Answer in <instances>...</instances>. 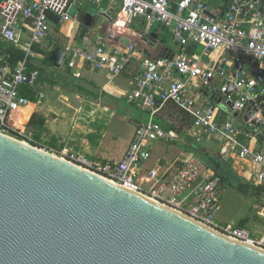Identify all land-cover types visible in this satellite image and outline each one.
Segmentation results:
<instances>
[{"label":"built area","instance_id":"obj_1","mask_svg":"<svg viewBox=\"0 0 264 264\" xmlns=\"http://www.w3.org/2000/svg\"><path fill=\"white\" fill-rule=\"evenodd\" d=\"M105 5L113 8L104 13L106 33L114 37L97 34L92 50L78 48L71 34L77 30L80 11ZM0 19V43L25 53L14 68L0 58V134L32 145L22 134L29 120L20 127L14 114L31 103L23 91L34 94L36 106L42 104L44 94L37 90L40 70L30 69L29 62L43 60L34 47L42 49L51 32L67 40L64 61L69 69L81 63L117 77L139 60L129 89L121 96L148 118L138 124L120 160L99 162L72 151L32 146L264 250V227L256 235L246 226L216 221L225 185L193 153H187L174 172L147 168L155 146L176 138L174 131L156 122L157 114L172 105L190 119L187 132L196 143L219 141L220 155L232 161L238 175L264 186V0H0ZM135 25H142L143 32L138 33ZM157 26L181 49L178 55L165 51L147 59L138 49L134 40L146 44L142 38ZM187 49L199 53L188 54Z\"/></svg>","mask_w":264,"mask_h":264},{"label":"water","instance_id":"obj_2","mask_svg":"<svg viewBox=\"0 0 264 264\" xmlns=\"http://www.w3.org/2000/svg\"><path fill=\"white\" fill-rule=\"evenodd\" d=\"M64 57L55 47L49 61ZM0 264H264V250L0 134Z\"/></svg>","mask_w":264,"mask_h":264},{"label":"rangeland","instance_id":"obj_3","mask_svg":"<svg viewBox=\"0 0 264 264\" xmlns=\"http://www.w3.org/2000/svg\"><path fill=\"white\" fill-rule=\"evenodd\" d=\"M211 5L214 6L215 1H213ZM86 11L90 14H98V11L96 9H87ZM101 23L103 25L105 24L103 20L101 21ZM76 38L78 39V36ZM66 43L67 41L62 38L59 33H56L54 31L51 32L46 40L43 41L41 47L47 53L51 49L53 50L55 47H64ZM82 46L83 45H81L80 42L77 43L78 48H84V46ZM88 48L89 50H92L93 45L90 43ZM107 49H110V46H107ZM32 62H34L44 70L38 83V90L44 94V99L42 101V104L36 109V114L48 120L49 124L53 123L56 131H59L58 138H54L56 141L55 147H57L58 141H62V143H78L80 141V139L78 138L81 135L84 136L85 132H87L84 129H79V125H83L86 128L90 127V125L94 124L92 120L95 117V114L93 113L88 114V112L85 113V111L80 112L78 110L79 107L83 104L89 105L91 103V105H93L92 103H99L98 100L91 98H81L80 96H77L75 94L76 84L82 85L84 86V88H90L89 85L81 82V80L84 79L80 78V74L76 73L79 64H77L73 69H70V74L67 75V73L65 72V69L67 67L64 64H62L61 69H59L58 72H53L50 67L42 65V61H40L39 59H36ZM139 63L140 61L134 60L133 66L137 67ZM49 75H53V78L56 77L58 82L56 85H53L47 79H45ZM120 82L122 81L120 80ZM105 90L114 95H121V92L111 87L110 85H107L105 87ZM102 99L104 100L103 102L108 105L118 106L117 108L119 110H125L126 108H129L133 112L134 116L137 114L136 110L130 108L126 104L125 100H114L107 96L102 97ZM225 109L227 112H229L228 107H225ZM32 110L33 106L31 105L26 111L27 113H30ZM119 116L120 114H114V116L112 115L111 117V115L109 114L107 118L106 113L101 114V119H97V122L93 125L95 134L88 136L87 139L95 142L99 140V138L101 137V132L99 131H102L103 128H106V130L110 133L108 139L111 138L112 140H116V142H120L122 139H130V137H132L131 135L134 133L136 127L138 126L137 122L134 117H128L127 119L122 120ZM160 117L161 120L165 122V127H171L173 129H183L185 127L184 122L179 119V115L174 109L163 113ZM83 118L86 122H84ZM88 121H90V123ZM106 121L108 123L107 125H105ZM49 124H47L48 127ZM77 128L79 130H77ZM49 131L46 127L39 128L38 126H26L22 134L33 141V143H35L34 145L48 150L50 149V143H52V135L50 133L51 131ZM76 132L80 134L77 135ZM74 133L76 134L74 135ZM157 145L152 151V155L153 153L155 154V159L159 157L160 152V150L156 151ZM163 145L170 146L172 144L170 142L163 143ZM209 146L215 150H218V146L216 144H209ZM166 154L170 157V159H174L173 155H176L177 153L169 150L166 151ZM87 158L93 161H101L95 159L91 155ZM109 158L112 160H114L115 158L120 160L121 158H118V149H114V152L110 154ZM173 159L170 163H172L171 170L174 171L176 168H178L179 162ZM162 163L164 162H159L160 167L163 165ZM261 202L262 200L257 197L244 198L241 195L237 194L233 189L225 188L222 196L220 197V211L216 217V221L223 226L227 224H230L231 226H241L242 222L246 220L244 225L246 224V227L249 230L257 232L264 227V208L261 206Z\"/></svg>","mask_w":264,"mask_h":264},{"label":"crops","instance_id":"obj_4","mask_svg":"<svg viewBox=\"0 0 264 264\" xmlns=\"http://www.w3.org/2000/svg\"><path fill=\"white\" fill-rule=\"evenodd\" d=\"M87 9L88 8H85V9L80 11V13H79V15L77 17V21H78L77 30H75V32H73L71 34V37H72L73 41L75 42L76 46H77V43L80 42V44L83 45L84 48L89 49L88 48L89 44L91 43L93 45L94 38H95V36L97 34H102V35H106L107 34L106 32H104V29L108 26V24L106 23L105 13L104 12H107V13L110 12V11L113 12V8L112 7L108 8V6L105 5L100 10H97L98 13H103V15L99 16V18H98V20L96 22V25L93 28H91V29L86 28L87 32H86V34H85V36L83 38H79V34H80V31H81L80 29L83 27L79 23V17L85 16L86 13H87V11H86ZM102 9L104 11H101ZM102 20L105 22L104 25L101 23ZM83 28H85V27H83ZM63 30L67 31L66 29H63ZM77 36H78V39L76 38ZM155 37H156V39H155L156 43L154 44L153 47H149V45H147V44H143V43L141 44V42L139 40H137V39L134 40V41H136V45L138 46V49H140V50H142L144 52V54H145L147 59L159 58L160 56L163 55V53L165 51H169L168 48H164V42H163L162 37L160 35L155 36ZM110 39H112V38H110ZM169 41H170V43L168 44L169 45L168 47L172 49V51H173L172 55H174V56L178 55L181 52V49L177 45L172 43L170 38H169ZM40 50L45 52L43 49H40ZM40 61H42V60H40ZM64 62L65 61H63V64H64ZM140 63H141V61H140ZM140 63L138 64V66H140ZM78 64H79V67L76 70V73L80 74V78L84 79V80H81V82H83L84 84L89 85L90 88L85 87V89H87L88 91H92L94 93L95 98H91V99H95V100L99 101V103H97V104L92 103L93 105H91V103L89 105L88 104H83L82 106L79 107L78 110L80 112H82V111H85V113L88 112V114H92V113L95 114V117L92 120L94 124L97 122L96 121L97 119L98 120L101 119L100 118L101 114H105V113L107 114V118H108L109 114L111 115V117H112V115L114 116V114L115 115L116 114L117 115L120 114L119 117L122 120L127 119L128 117L129 118L130 117L131 118L134 117L136 122H137V125L140 124V123H143V122H145L147 120L148 115H147V113L145 111L137 110L134 106H132L131 104L127 103L126 98L121 96L122 92H124V91L129 89V82L132 79V77L135 75L134 71H135L136 67L133 66L134 61H132L128 66H126V70L123 71L122 74H120L117 77L109 76L105 71L92 70L89 66H83L81 63H78ZM65 66H67V65H65ZM120 80L122 82H120ZM218 84H219V81H216L215 85H218ZM107 85H110L111 87H113L116 90H118L119 92H121L120 93L121 95H116V94L114 95V94H111L110 92L106 91L105 87ZM37 90H38V86H37ZM96 91H99V92H96ZM75 94L77 96H80L81 98H88V97H85V96L78 95L77 92ZM105 96H107L109 98H112L114 100H120V99L121 100H125L126 104L130 108H133L134 110H136L137 114L134 116L133 112L129 108H126L125 110H119L117 108L118 106L108 105V104L104 103L103 102L104 100L102 99V97H105ZM31 104H33L35 106V110L33 111V113H36V109L40 105L36 106L34 103H31ZM171 109L176 110L177 114L179 115V119L182 122H184L185 127L183 129H173L171 127H165V122L163 120H161L160 116L163 113H165V112H167V111H169ZM42 118H44V117H42ZM83 120H84V122H86L84 118H83ZM189 120L190 119L186 115H184L183 113L179 112L172 105L167 106L165 109H163L160 113L157 114L156 122H158L160 125H162L165 129L174 131L176 133V138L171 142L172 145H170V146L169 145L168 146L167 145H163V143H160V144L157 145L156 151L160 150L159 157H157L155 159V157H154L155 154L153 153V155H152V153H151V158H150L149 162L147 163V168H153V167L160 166L159 162H164V163H162L163 165L161 167L164 170L168 169V170H170V172H174L175 170L174 171L171 170L172 163H170L173 158L170 159V157L166 154V151L171 150L172 152H176L177 154L173 155V157H174L175 161L179 162L180 160H182L184 158V156L187 153H191L190 152L191 151L190 146L193 145V144H197V145H200L201 147H203L205 152L210 153V154H212L213 156H216V157L219 156L226 164H228L230 166L231 170L239 178H241L243 181L247 182L241 175L240 176L238 175V173H237V171L235 169V166H233V164H232V161L231 160H227V159L223 158L220 155V150L219 149H220V145L221 144H220L219 141L212 139V140L203 141L202 143L198 144L188 135L187 130H188L190 125L188 126L187 124H188ZM229 120H232L233 123L236 124V125L239 124V120L235 119L234 117H229ZM88 122L90 123V121H88ZM47 124H49V121L45 119V124H44L43 127H46L48 131L50 130L51 132L50 131L49 132L52 135L51 136L52 143H50L51 145L49 146L50 149L54 150L55 152H59V153L60 152H66V151L67 152L68 151H72V152H75V153H79V154L85 155L86 157H89L91 155L95 159L101 160L100 162H106V161L112 160L109 157H110V154L112 152H114V149H118V158L119 157L121 158L123 156V154L125 153V151L127 150L128 145L130 143V139L132 138V137H130V139H128V140L122 139L120 142H116V140H112L111 138L108 139L110 133L106 130V128H103L102 131H99V132H101L100 133L101 137L99 138V140H97L96 142L95 141H90V140L87 139V137L95 134V129L93 128L94 124L90 125V127H87V128L85 126H83V125H79V127H80L79 129H84L87 132H85L84 136L81 135L78 138V139H80V141L78 143H70V142L62 143V141H58L57 140L58 144H57V147H55L56 146V141H55L54 138L55 137L58 138V136H59L58 132L59 131H56V129L53 126V123L49 124V127H48ZM107 124L108 123L106 121L105 125H107ZM39 128H42V127H39ZM79 129L77 128V130H79ZM76 133H77V135L80 134L78 132H76ZM76 133H74V135ZM125 142H126V145H125ZM241 142L244 143V144L246 143V141L244 139H242ZM209 144H211V145L212 144H216L218 146V150L213 149L212 147L209 146ZM252 144H254V141L251 142V145ZM114 160H119V159L115 158ZM254 167H255V169L258 168L256 165H254ZM262 229L263 228H261L257 232H255L253 230L252 231L257 235Z\"/></svg>","mask_w":264,"mask_h":264},{"label":"trees","instance_id":"obj_5","mask_svg":"<svg viewBox=\"0 0 264 264\" xmlns=\"http://www.w3.org/2000/svg\"><path fill=\"white\" fill-rule=\"evenodd\" d=\"M114 12L116 13L117 10H115ZM133 28L138 33L143 32L142 25H135ZM55 30H58V27H56ZM80 30L81 31L79 34V38H83L87 32V29L82 27ZM152 34L155 36L160 35L164 42V48H168L172 54L173 52L172 49L168 47L169 46L168 44L170 43L169 41L170 35L164 29H162V27H158V26L151 28L148 36ZM34 50L39 53L43 52L37 47H34ZM51 52L52 50L47 53L43 52L44 58L41 63L42 65H46L50 67L53 72H58L59 70L55 69L53 64L49 61ZM194 52L199 53V50L198 49H187L188 54H192ZM24 56H25V53L23 51L16 49L8 44L0 43V58L8 62V65L11 68H14L17 65V63L24 58ZM64 65H66V61L64 62ZM138 67H136L134 74L137 71ZM29 68L39 69L40 77L42 76V73L44 72V70L41 67H39L37 64H35L32 61L29 62ZM125 70H126V67L124 68L123 71ZM65 72L67 73V75L70 74V69L67 67L65 69ZM45 79H47L53 85L58 83L56 77L53 78V75H49ZM75 91L77 92L78 95L85 96L88 98H95L94 93L92 91H88L82 85H75ZM21 94L25 96L31 103H35L36 99L33 93L23 91L21 92ZM44 124H45V119L40 117L36 113H33L30 116L27 126L43 127ZM190 124H191V121L189 120L187 125L189 126ZM34 144L35 143L32 142V145ZM34 146H37V145H34ZM190 149H191L190 151L191 153L197 156L203 163H205L210 169L213 170V172L215 173V176L218 177L221 183L225 185V188L233 189L237 194L241 195L244 198L257 197L261 199L262 200L261 206L264 208V186L258 185L252 182L243 181L231 170L230 166L226 164L219 156L216 157L210 153L205 152L204 148L201 147L200 145L193 144L190 146ZM245 221L246 220L242 222L241 224L242 227L246 226V224L244 225Z\"/></svg>","mask_w":264,"mask_h":264},{"label":"bare ground","instance_id":"obj_6","mask_svg":"<svg viewBox=\"0 0 264 264\" xmlns=\"http://www.w3.org/2000/svg\"><path fill=\"white\" fill-rule=\"evenodd\" d=\"M33 106V110L30 113H27V109L30 106ZM35 110V106L33 104H28L27 107H25V109L19 110L14 114V118H15V122L18 126H22L24 125V123H26L29 119L31 114L33 113V111Z\"/></svg>","mask_w":264,"mask_h":264},{"label":"flooded vegetation","instance_id":"obj_7","mask_svg":"<svg viewBox=\"0 0 264 264\" xmlns=\"http://www.w3.org/2000/svg\"><path fill=\"white\" fill-rule=\"evenodd\" d=\"M107 27H108V26H107ZM107 27L104 29V32H106V31H107V30H106V29H107Z\"/></svg>","mask_w":264,"mask_h":264}]
</instances>
